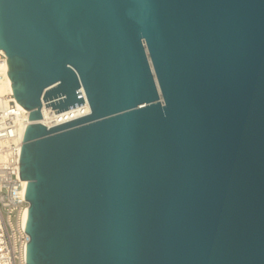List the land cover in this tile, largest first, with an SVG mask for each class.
Here are the masks:
<instances>
[{
  "label": "water",
  "instance_id": "obj_1",
  "mask_svg": "<svg viewBox=\"0 0 264 264\" xmlns=\"http://www.w3.org/2000/svg\"><path fill=\"white\" fill-rule=\"evenodd\" d=\"M0 49L28 264H264V0H0Z\"/></svg>",
  "mask_w": 264,
  "mask_h": 264
},
{
  "label": "built area",
  "instance_id": "obj_2",
  "mask_svg": "<svg viewBox=\"0 0 264 264\" xmlns=\"http://www.w3.org/2000/svg\"><path fill=\"white\" fill-rule=\"evenodd\" d=\"M7 66V55L0 49V83L7 75ZM5 99L6 104L0 102V264H28L30 235L24 217L30 203L25 198L28 181L21 178L20 159L30 112L18 103L14 93Z\"/></svg>",
  "mask_w": 264,
  "mask_h": 264
},
{
  "label": "bare ground",
  "instance_id": "obj_3",
  "mask_svg": "<svg viewBox=\"0 0 264 264\" xmlns=\"http://www.w3.org/2000/svg\"><path fill=\"white\" fill-rule=\"evenodd\" d=\"M7 68H8L7 69V71H8L9 67L7 66ZM10 93H14V90H13V87H12V80H11V78H10L8 72H7L6 77L0 83V97H2V98H0L1 99L0 102L2 104H6L7 103V100L5 99V96L7 94H10ZM28 211L26 212L25 217H24L25 224L27 222Z\"/></svg>",
  "mask_w": 264,
  "mask_h": 264
}]
</instances>
